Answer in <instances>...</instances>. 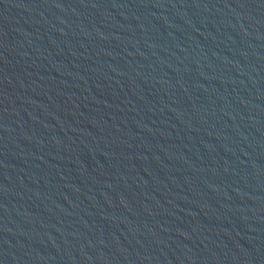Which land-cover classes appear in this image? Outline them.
<instances>
[{
	"label": "water",
	"instance_id": "95a60500",
	"mask_svg": "<svg viewBox=\"0 0 264 264\" xmlns=\"http://www.w3.org/2000/svg\"><path fill=\"white\" fill-rule=\"evenodd\" d=\"M0 264H264V0H0Z\"/></svg>",
	"mask_w": 264,
	"mask_h": 264
}]
</instances>
